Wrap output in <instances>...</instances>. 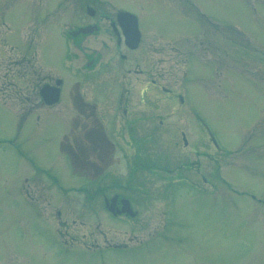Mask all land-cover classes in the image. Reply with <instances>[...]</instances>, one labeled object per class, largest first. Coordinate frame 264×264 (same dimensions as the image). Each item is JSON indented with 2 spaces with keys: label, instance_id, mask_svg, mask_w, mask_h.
Here are the masks:
<instances>
[{
  "label": "rangeland",
  "instance_id": "obj_1",
  "mask_svg": "<svg viewBox=\"0 0 264 264\" xmlns=\"http://www.w3.org/2000/svg\"><path fill=\"white\" fill-rule=\"evenodd\" d=\"M94 2L0 0V264H264V0ZM119 11L137 17L138 50L102 32L67 35ZM120 54L137 76L119 71ZM89 55L95 67L111 63L100 74L111 86L84 77ZM55 79L59 103L47 107L38 89ZM85 82L101 95L82 97ZM106 85L109 96L130 87L127 118L142 120L133 138L151 134L145 162L173 171L198 160L211 181L190 173L198 190L173 183L172 203L162 196L172 171L136 169L128 182L132 150ZM100 114L119 132L114 149L102 145ZM205 130L221 149L216 161L203 156ZM112 193L130 200L134 219L104 209Z\"/></svg>",
  "mask_w": 264,
  "mask_h": 264
},
{
  "label": "flooded vegetation",
  "instance_id": "obj_2",
  "mask_svg": "<svg viewBox=\"0 0 264 264\" xmlns=\"http://www.w3.org/2000/svg\"><path fill=\"white\" fill-rule=\"evenodd\" d=\"M90 1H96L94 3H103L102 1H98V0H90ZM85 8H90L91 13H89V15L87 14L89 19H92L96 14H95V10L93 7L91 6H87ZM122 12H126V11H119L117 13H115L114 19H110V17L103 15V14H98L97 15V20L94 23H87L84 26H80V27H76L75 29L68 31L67 34L74 38L77 37L79 35H81L82 37L84 36H88V35H96L100 32H102L103 34H108L109 38H112L115 40V45L118 48H123L126 51L129 52H133L135 50H138L139 48V44L135 47V49L130 48L128 46L125 45V41L123 36L121 35V26L119 23V20H117V17L120 16L119 14ZM123 17V16H120ZM125 18V17H124ZM104 21H107V27L105 28L104 25H100L101 23H103ZM140 43V41H139ZM126 56L123 54L119 55V61L121 62L119 65V71L121 70H125L128 71V76L130 77L131 75L137 76L136 74H138V72L140 71V69L138 68L139 66L137 64L134 65V67H132V63H128L130 64L129 69L127 68V62L125 61ZM88 61L86 62V71L83 72L84 73V77H97L98 79H101V73L105 70H108L109 67L107 66L110 62H105V63H99L97 64V67H95L97 60L95 58H92L91 55L88 56ZM111 65V63H110ZM126 65V67L124 66ZM112 69V67H111ZM135 81L134 84L137 83V78L133 79ZM56 81V79L53 81V83ZM98 81V80H97ZM101 81H107L109 82L108 84L110 85L111 80L107 79H101ZM99 81V83L101 82ZM52 83V84H53ZM144 83H146V81H144ZM151 86H155L156 83L154 82L153 79H151V81L149 82ZM51 84V85H52ZM97 85V83L95 84ZM111 86V85H110ZM85 87H86V91L87 93H85V95H83L82 97H95L96 95H101V93L99 94H94L92 87H90L86 82H85ZM96 87V86H95ZM62 89V87H60V90ZM162 91H164L166 93V95H169V91L165 90L164 88H161ZM105 90H108L107 85L106 88H102L101 92H102V97H118L117 102H119V107L116 110V113L118 114V112L121 111V115H117L121 118V122H122V133L124 134L123 138H122V142L128 143V148H130L132 150L131 154H129V156H127L126 152H125V162L129 164V167L131 169L129 177H128V181H131L134 177V174L137 172V170L139 171H146L149 173V175H153V176H157V174L163 173L165 176L169 175L170 172L172 171L169 166L172 165L171 163H164L162 166H159L157 164L156 161L153 160V162H149L150 160H148L147 162H145L146 160L142 157L143 155H145V145L147 146L146 143H143V141H149V139L151 138V134H148L145 136V140L143 139H134L133 136L137 135L135 132L138 131V124L142 123L141 119H135V120H128V113H129V108L131 107V104L128 106V102H127V97H131L129 95V91H130V87H126L125 89H122L121 93H118L116 95L113 96H109V94H105ZM110 90V89H109ZM94 91H97L94 89ZM99 92V91H98ZM124 97V98H123ZM141 97V95H140ZM149 98V97H148ZM176 99H178L177 95H175V97H171V99H167V102H172ZM99 101H101V98L99 99ZM145 101H148L147 99H145ZM178 101V100H177ZM130 102V101H129ZM153 102V101H152ZM175 103V102H174ZM181 104V103H179ZM89 106V105H88ZM122 107L121 110H119V108ZM147 109V108H146ZM113 110V109H112ZM112 116V115H111ZM111 116L109 117V122L111 120ZM101 117V123L100 124V133L102 135V140L103 143L102 145L107 142L109 149H114V144L109 145V137H112L114 140H116L117 136L116 134L119 133L118 131L116 132V128H115V124L114 122L111 124L106 123V121L103 124V116L102 114H100ZM115 117V116H114ZM160 116H158L159 118ZM195 118V117H194ZM108 122V121H107ZM108 122V123H109ZM162 120H158V123L161 124ZM91 123V129L94 131V129L98 128L99 129V125L97 127L95 126V121L94 124L92 121H90ZM143 129V127H142ZM149 132L152 133V130H150ZM135 134V135H134ZM182 134V140H183V144H184V148H186V143L187 141L185 140V137H183V133ZM206 135V141L204 140V137L202 138V140H204V143H202L207 150H210V153H206L205 152V157H208L209 160H214L216 161V158L213 157V153H217L218 152V148L213 144V142L211 141L210 135L205 132L204 133ZM188 146V143H187ZM148 150V149H147ZM150 153V152H149ZM148 153V154H149ZM153 153H159V152H153ZM152 153V155H153ZM199 156L201 155V152H196ZM111 154V153H110ZM155 163V164H154ZM216 163V162H215ZM217 165V163H216ZM137 169V170H136ZM134 172V174H132ZM193 173L195 175V177H199L200 178V182L205 183L206 181H211L210 180V176L209 178H205V176L203 174H201V168H200V163L198 162V160H193V161H185V162H179V164L175 167V169L172 171V175L167 176V177H171L172 181L170 182H176V183H184L185 186H188L190 188H195V190H198L197 185H195V183H193L194 181L190 178L189 174ZM92 174H90L89 176H91ZM102 175V174H101ZM101 175H95L94 177L91 176V180L95 181L98 183V185H100V181L103 182L104 178ZM214 176L217 177V175H211V179L214 178ZM102 187V186H101ZM113 187H117L118 186L116 184L113 185ZM131 191L133 190L132 187L130 189ZM164 192H162V196L166 193H168L167 190H163ZM138 192V191H137ZM139 193L141 194H145L143 191H139ZM116 196L117 200H116V204H115V210L117 211V209H120V200H122L123 198L127 199L124 196H121L118 193H112L110 194V196L108 198L103 197V205H104V200H109L111 197ZM129 202V206H130V200L128 199ZM130 209L132 210L131 206ZM133 211V210H132ZM169 211V208L166 210V212ZM135 212V211H133ZM136 213V212H135ZM111 215V214H110ZM113 218H117V217H122V218H128L129 217L126 214H118L117 212H114V214L111 215ZM136 216V214H135ZM134 216V217H135ZM130 218V219H134ZM62 244L64 246H71L67 243V240L65 239L64 241L61 239ZM109 247V246H106Z\"/></svg>",
  "mask_w": 264,
  "mask_h": 264
},
{
  "label": "water",
  "instance_id": "obj_3",
  "mask_svg": "<svg viewBox=\"0 0 264 264\" xmlns=\"http://www.w3.org/2000/svg\"><path fill=\"white\" fill-rule=\"evenodd\" d=\"M120 16L117 17V20H119L121 26L125 45L130 48H135L139 41L136 20L129 14H121ZM56 84L59 85L60 81H57ZM39 95L45 105H52L58 100L59 90L57 88L43 86L39 91ZM113 201L114 200L111 201V206L113 205ZM109 210H111V207L109 208Z\"/></svg>",
  "mask_w": 264,
  "mask_h": 264
}]
</instances>
